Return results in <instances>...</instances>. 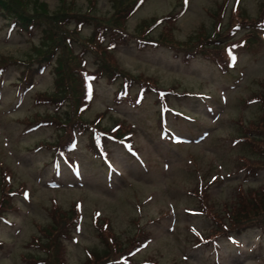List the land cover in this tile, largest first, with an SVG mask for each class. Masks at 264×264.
I'll use <instances>...</instances> for the list:
<instances>
[{"label": "rangeland", "instance_id": "1", "mask_svg": "<svg viewBox=\"0 0 264 264\" xmlns=\"http://www.w3.org/2000/svg\"><path fill=\"white\" fill-rule=\"evenodd\" d=\"M42 1L50 11L59 3L58 0ZM87 1L65 0L66 7L69 5L73 9H84ZM93 1L101 12L112 9V0ZM179 1H183L181 6ZM234 2L226 0L227 6ZM222 3V0H143L127 18L125 25L132 30L142 19L151 15L160 16L173 9V30L178 37L183 38L207 28L219 9L214 7ZM255 3L256 0H239L238 7L251 14ZM157 29L160 30L159 27ZM151 33L154 36L155 30ZM28 37L24 32L8 30L0 24V63L4 60L2 57L22 51L29 41ZM35 37L33 33L32 38ZM141 49L122 46L117 58L132 73L142 71L151 75L161 87L174 86L181 92L184 89L187 92L207 93H218L221 88L222 82L218 80L215 69L204 59L195 57L184 62L173 58L169 50L161 47L147 46ZM234 52L237 54L240 76L231 85V90L224 92L226 103L212 104V114L218 113L219 118L216 126L215 120L203 111L196 99L188 95L169 96V104L189 117L196 113L193 109L208 117L202 119L199 114L197 121L192 122L173 119L169 113H165L164 123L179 132V141L175 145L166 142L159 132L156 123L157 105L152 102V94H148L139 106L115 104L113 85L103 80L96 81L93 99L86 110L87 116L92 119L100 115L105 125L119 122L121 129L130 127L116 119V116L130 122L128 131L132 143L146 165L142 169L134 160L125 159L119 146L112 143L109 146L112 162L106 166L105 172L99 163L93 161L91 152L83 147L84 137L77 138L72 152L75 160L71 167L59 160L51 161L47 147L32 148L34 143L54 135L52 127L36 125L28 128L29 124H25L22 119L37 110L42 111V106L32 105L29 95L38 90L43 92L49 87L52 68L50 72L48 67L44 68L35 77L32 86L22 90L12 84L18 77L14 64V67L5 66L0 77V162L12 171L16 185L24 184L26 194L11 202L13 205L7 209L10 212L4 214L6 220L0 221V264H56L51 255L47 263L27 262L23 256L28 250L26 239L35 229L34 222L40 223L49 217L53 209L50 203L52 198L60 206L53 218H57L59 211L70 216L73 200L78 201L83 212L78 228L73 232L66 230L67 235L60 237L56 252L62 264H90L88 251L107 246L103 235H110L113 244L124 248L129 240L133 241L147 232L143 224L151 232L143 245L128 258L132 264L143 263V260H154L160 264H264V234L256 230H244L237 236L241 242L239 249L232 248L222 240L216 245V250L208 246L201 252L200 245L191 244L193 239L186 230L188 227L203 229V225H206L205 220L194 210L197 201L187 192L194 190L196 171L206 172L208 177L215 171L221 173L219 179L209 184L205 192L216 199L232 194V183L242 177V172H238L227 180L224 174L225 171L236 169L235 157L240 156L237 154L240 148H235L238 144L230 146L229 143L231 133L238 130V125L234 128L231 119H247L254 115L251 105H244L239 97H246L249 89L255 87L256 81L264 77V44L252 51L239 47ZM76 65L73 63V66ZM107 106L112 116L104 112ZM191 124L194 133L200 129L207 133L202 132L191 140L190 137L196 135H191L187 128ZM259 168L256 176L244 178L245 183L264 181V168ZM52 180L55 183L47 186ZM92 211L100 214L96 218L97 223L91 219ZM152 216H155V220L147 222ZM102 221L107 223L105 229L100 227ZM134 226L138 227L131 232ZM71 235L73 237L69 239Z\"/></svg>", "mask_w": 264, "mask_h": 264}, {"label": "trees", "instance_id": "2", "mask_svg": "<svg viewBox=\"0 0 264 264\" xmlns=\"http://www.w3.org/2000/svg\"><path fill=\"white\" fill-rule=\"evenodd\" d=\"M58 2L50 11L42 0H0V24L4 28L24 32L29 36V41L22 51L2 57L4 60L0 63V77L5 66L14 64L18 77L12 84L19 89L28 90L43 68L48 67L49 72L50 67L52 68L49 87L43 92L38 90L29 96L32 105L42 106V111L37 110L32 115L22 118L25 124H29L27 126L40 123L53 128L52 138H44L32 146L47 147L52 157L64 152L75 135L82 134L89 126L86 110L93 99L92 82L103 80L113 85V95L119 100L131 94L144 96L150 90L158 92L165 89L167 91H160L157 100L168 106L169 94L176 93L174 87H161L155 79L148 76L149 74L126 70L117 58L121 45L137 48L147 45L160 46L183 55L201 53L210 58L220 73L235 78L237 75L232 72L235 60L232 51L228 49L229 46L236 43L244 50L252 51L262 45L264 39V0L257 3L254 16L248 14L244 8L239 10L236 7L229 10L224 17L223 6H216L214 8H219L216 17L213 21L211 19L207 28H201L183 38L178 37L173 30L174 21L171 20L173 9L160 16L151 15L142 19L135 28L129 30L125 21L143 0H112V9L108 8L104 12L95 7L93 0H88L84 9H73L69 5L66 7L65 0ZM240 28L245 31L233 37ZM153 30L154 36L151 33ZM33 33L36 34L35 38H32ZM73 63L77 65L73 66ZM187 91L182 89V92ZM178 92L181 91L177 90ZM239 101L250 103L254 110V115L247 119H231L234 128L238 125V130L231 133L232 138L241 142V149L244 151L237 153L240 156L235 157L236 167L250 174L257 167H264V77L256 81L255 87L249 89L246 97H239ZM99 127L108 134L123 133L119 127L117 130H109L111 126L105 124ZM101 140L102 138L98 141ZM86 147L94 157H99V154L106 155L101 142L96 144L90 142ZM23 189L24 184L16 185L12 171L0 162V218L13 205L11 202H14V196L21 195ZM198 193L200 194L197 195V203L204 200L210 202V205L198 206V210L204 212L208 218L203 229L187 231V235L193 239L191 244L195 246L202 244L200 252L208 246L209 249L216 250V245L220 241L241 232L246 227H259L264 233V185L258 183L235 189L233 194L222 200L205 195L203 189H199ZM50 203L53 209L49 217L40 223L34 222L35 229L28 236L26 242L28 250L23 253L27 261L47 263L51 255L56 264H62L61 257L57 256L56 247L61 241L60 237L67 235V228L74 226L77 208L72 203L70 216L64 211H59L57 218H53L60 206L53 199ZM45 224L47 227H44ZM106 226L102 221L100 227L105 229ZM136 227L130 231H134ZM145 237L146 233L133 241L129 240L127 245L121 248L113 244L110 235H103L107 246L88 251L90 264L126 263ZM129 243L131 245L128 247ZM148 262L160 264L154 260Z\"/></svg>", "mask_w": 264, "mask_h": 264}]
</instances>
